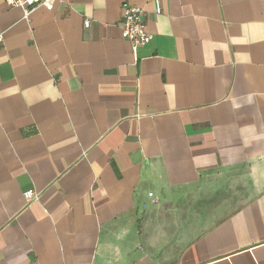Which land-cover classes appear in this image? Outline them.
<instances>
[{
    "label": "crops",
    "instance_id": "0c3cea01",
    "mask_svg": "<svg viewBox=\"0 0 264 264\" xmlns=\"http://www.w3.org/2000/svg\"><path fill=\"white\" fill-rule=\"evenodd\" d=\"M0 35V264H264V0H0Z\"/></svg>",
    "mask_w": 264,
    "mask_h": 264
},
{
    "label": "built area",
    "instance_id": "2783aa9c",
    "mask_svg": "<svg viewBox=\"0 0 264 264\" xmlns=\"http://www.w3.org/2000/svg\"><path fill=\"white\" fill-rule=\"evenodd\" d=\"M6 5L10 8H17L22 11L24 20H28L30 14L38 7L44 8L46 11L53 9L55 0H4ZM156 13L159 12L158 4L155 5ZM122 19L119 22L120 36L126 41L132 51L137 47L145 45L149 41V34L147 32L146 24L144 22L143 12L131 6L128 2L124 1L121 5ZM84 27L89 26V21H84ZM1 42V35H0ZM26 201L37 199L38 196L32 191L23 193Z\"/></svg>",
    "mask_w": 264,
    "mask_h": 264
}]
</instances>
